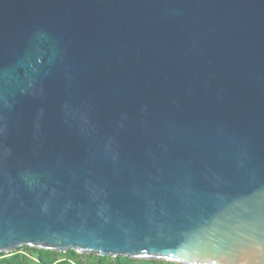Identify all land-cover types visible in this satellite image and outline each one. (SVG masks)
<instances>
[{
	"label": "water",
	"instance_id": "95a60500",
	"mask_svg": "<svg viewBox=\"0 0 264 264\" xmlns=\"http://www.w3.org/2000/svg\"><path fill=\"white\" fill-rule=\"evenodd\" d=\"M264 264V0H0V252Z\"/></svg>",
	"mask_w": 264,
	"mask_h": 264
},
{
	"label": "trees",
	"instance_id": "16d2710c",
	"mask_svg": "<svg viewBox=\"0 0 264 264\" xmlns=\"http://www.w3.org/2000/svg\"><path fill=\"white\" fill-rule=\"evenodd\" d=\"M0 264H180L160 259L132 258L129 256L101 255L94 252H77L74 249L59 251L23 246L13 252H0Z\"/></svg>",
	"mask_w": 264,
	"mask_h": 264
}]
</instances>
